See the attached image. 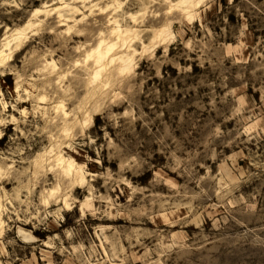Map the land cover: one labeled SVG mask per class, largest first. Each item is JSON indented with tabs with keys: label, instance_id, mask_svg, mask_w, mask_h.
Listing matches in <instances>:
<instances>
[{
	"label": "rangeland",
	"instance_id": "obj_1",
	"mask_svg": "<svg viewBox=\"0 0 264 264\" xmlns=\"http://www.w3.org/2000/svg\"><path fill=\"white\" fill-rule=\"evenodd\" d=\"M242 83L261 113L264 0H0V264H140L168 219L177 242L213 241L197 264H264V184L244 171L255 170V140L236 149L235 208L211 200L203 233L165 216L168 181L186 179L168 167V139L182 149V123L211 120L213 98ZM81 113L85 134L109 148L88 147L92 137L78 154L61 146L57 133L72 135ZM142 134L152 164L123 172L121 153L132 139L142 148Z\"/></svg>",
	"mask_w": 264,
	"mask_h": 264
},
{
	"label": "clouds",
	"instance_id": "obj_2",
	"mask_svg": "<svg viewBox=\"0 0 264 264\" xmlns=\"http://www.w3.org/2000/svg\"><path fill=\"white\" fill-rule=\"evenodd\" d=\"M4 3H12L13 0H3ZM127 2V0H125ZM161 3H166L167 0H159ZM251 2V0H249ZM237 81H242V77L237 76ZM247 87L246 84H241L239 89H233L226 96L221 97L219 101L213 98L212 109L216 111V116L208 121H202L195 128L190 123L184 122L180 128V143L182 149H177L172 143L171 138L168 139V147L166 154L168 155V167L172 171L179 173L185 179L183 185H177L169 180L170 195L166 198L170 201L165 211V216L180 217V226L191 225L194 222L199 226L203 233L204 225L201 223L205 219L203 212L209 202L213 199H219L222 206L230 211L231 208L237 206L236 201L228 204L230 192L228 189L233 184H239L243 177L240 175L239 169L235 167V161L243 153V149L237 152L236 149L243 145L248 147L253 140L256 141V152L249 149L248 159L252 161L254 171L244 170L248 177H254L255 183L264 184V153H260V140L264 139V110L261 113H256L254 108H250L244 101L246 99L243 90ZM264 89V85H262ZM239 93V95H237ZM227 101V103H224ZM221 107L217 109V104ZM83 114L81 113L80 120H73L71 131L72 135L65 136L63 132H58L57 136L62 142V147L68 148L71 145L70 151H82L92 137L88 147L103 151L109 148L107 141L109 137H104L103 143L97 144L98 137L94 136L91 131L85 134L82 127ZM235 120L238 127L235 131H230L227 121ZM219 121V122H217ZM107 115H105V123H107ZM206 125V126H205ZM145 144L142 148L135 147L137 141L132 139L127 150L121 153L123 160V172L135 169L140 165L145 170L152 164L149 159V154L155 155L152 151V146L149 141L153 140L152 136L143 135ZM241 136H246L247 139L241 140ZM131 139V138H129ZM195 142V143H193ZM197 148L198 150L189 151L185 156V150ZM232 152V156L226 153ZM257 153H260L259 155ZM213 164H218L221 168L220 174H214L215 169ZM206 170L208 175L201 177V170ZM166 173H161V185L163 176ZM157 191H163V187H158ZM70 191V190H69ZM63 197H61L62 199ZM250 211H255L256 205H247ZM180 209H185L188 216L185 217ZM200 213V216H197ZM195 218V221L193 220ZM175 226L174 219H168V226L160 231L152 233L153 239L148 242L146 251L139 258L140 264H197L198 259H203L204 252L207 250V244L213 241L197 240L196 242H177L172 236L171 231ZM216 232L213 235H222L221 221L215 222ZM2 235V233H0ZM14 243V241H10ZM138 243H141L138 241ZM0 255H3L0 250Z\"/></svg>",
	"mask_w": 264,
	"mask_h": 264
},
{
	"label": "bare ground",
	"instance_id": "obj_3",
	"mask_svg": "<svg viewBox=\"0 0 264 264\" xmlns=\"http://www.w3.org/2000/svg\"><path fill=\"white\" fill-rule=\"evenodd\" d=\"M101 42V41H100ZM103 43V42H102ZM101 45V44H100ZM100 51V50H99ZM22 235H24V234H22Z\"/></svg>",
	"mask_w": 264,
	"mask_h": 264
}]
</instances>
